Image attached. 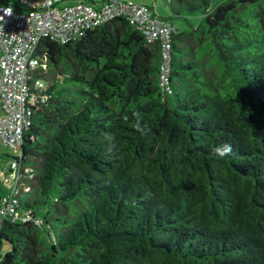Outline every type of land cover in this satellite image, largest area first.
I'll use <instances>...</instances> for the list:
<instances>
[{
	"label": "trees",
	"instance_id": "trees-1",
	"mask_svg": "<svg viewBox=\"0 0 264 264\" xmlns=\"http://www.w3.org/2000/svg\"><path fill=\"white\" fill-rule=\"evenodd\" d=\"M131 1L172 26L167 88L125 16L41 41L0 264H264V0Z\"/></svg>",
	"mask_w": 264,
	"mask_h": 264
},
{
	"label": "built area",
	"instance_id": "built-area-1",
	"mask_svg": "<svg viewBox=\"0 0 264 264\" xmlns=\"http://www.w3.org/2000/svg\"><path fill=\"white\" fill-rule=\"evenodd\" d=\"M64 1L67 0H0V140L5 146L20 148L23 129L29 124L34 101V93L28 91L29 72L36 66H45L39 52L42 40L65 43L110 18L125 16L148 40L159 38V79L167 88L172 29L169 23H158L147 13L146 6L131 0ZM6 9H11V15L6 14ZM34 87L43 88L44 84L37 80ZM7 167V186H12L19 175L18 163L9 159ZM3 201L0 213L14 211L12 201ZM29 217L25 214L23 220Z\"/></svg>",
	"mask_w": 264,
	"mask_h": 264
},
{
	"label": "rangeland",
	"instance_id": "rangeland-1",
	"mask_svg": "<svg viewBox=\"0 0 264 264\" xmlns=\"http://www.w3.org/2000/svg\"><path fill=\"white\" fill-rule=\"evenodd\" d=\"M135 2L138 3H146V4H152V0H133ZM65 2H72L71 0H67ZM154 8L156 10V12L158 13V15L160 16H169L171 14L170 11V7L168 2H165L163 0H156L154 3ZM193 22H198L199 21V17H192ZM171 21L175 24V26L178 29H183L185 27V22L182 20V18L178 17V18H172ZM1 113V110H0ZM18 151L12 147L9 146H5L2 141L0 140V172L1 170H4V173H6V175H9V173L7 172L8 167H7V163L9 162V160L7 159V155L8 154H17ZM5 177V182L8 183L10 185V180L6 179ZM2 178V175L0 174V180ZM8 185V186H9ZM8 247V244L3 242L2 243V247H1V252H3L4 250H6Z\"/></svg>",
	"mask_w": 264,
	"mask_h": 264
},
{
	"label": "clouds",
	"instance_id": "clouds-1",
	"mask_svg": "<svg viewBox=\"0 0 264 264\" xmlns=\"http://www.w3.org/2000/svg\"><path fill=\"white\" fill-rule=\"evenodd\" d=\"M6 14L11 15V9H6L5 10ZM137 119H140L137 117ZM147 129V126L145 128H141L139 124H137V130L141 131L142 133ZM232 146L230 144H223L215 149V154L220 156V157H225L229 156L232 154Z\"/></svg>",
	"mask_w": 264,
	"mask_h": 264
},
{
	"label": "crops",
	"instance_id": "crops-1",
	"mask_svg": "<svg viewBox=\"0 0 264 264\" xmlns=\"http://www.w3.org/2000/svg\"><path fill=\"white\" fill-rule=\"evenodd\" d=\"M0 174L2 175L3 183L7 185L8 183L5 182V177L4 176H6V179H9L10 175H6V173H4V170H1Z\"/></svg>",
	"mask_w": 264,
	"mask_h": 264
}]
</instances>
